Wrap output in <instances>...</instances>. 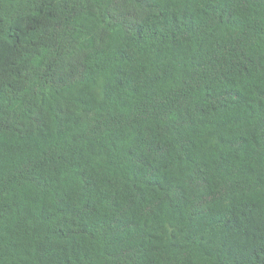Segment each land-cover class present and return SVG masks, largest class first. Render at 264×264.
Returning <instances> with one entry per match:
<instances>
[{"label": "trees", "instance_id": "16d2710c", "mask_svg": "<svg viewBox=\"0 0 264 264\" xmlns=\"http://www.w3.org/2000/svg\"><path fill=\"white\" fill-rule=\"evenodd\" d=\"M0 264H264V0H0Z\"/></svg>", "mask_w": 264, "mask_h": 264}]
</instances>
